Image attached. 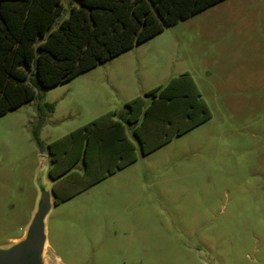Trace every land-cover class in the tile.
Wrapping results in <instances>:
<instances>
[{
    "label": "rangeland",
    "instance_id": "obj_1",
    "mask_svg": "<svg viewBox=\"0 0 264 264\" xmlns=\"http://www.w3.org/2000/svg\"><path fill=\"white\" fill-rule=\"evenodd\" d=\"M63 3L53 28L79 5ZM184 72L211 117L150 154L138 145L135 162L55 203L47 258L264 264V0H222L0 116V245L25 233L52 179L34 135L38 105L55 104L40 129L48 146Z\"/></svg>",
    "mask_w": 264,
    "mask_h": 264
},
{
    "label": "trees",
    "instance_id": "obj_2",
    "mask_svg": "<svg viewBox=\"0 0 264 264\" xmlns=\"http://www.w3.org/2000/svg\"><path fill=\"white\" fill-rule=\"evenodd\" d=\"M78 1L70 16L53 28L65 9L63 0H0V116L33 100L37 88L63 84L222 0ZM145 95L48 146L40 129L55 104L38 105L34 135L52 156L49 172L56 203L135 162L138 145L142 154H150L211 117L189 72ZM58 182L70 185L67 194L59 192Z\"/></svg>",
    "mask_w": 264,
    "mask_h": 264
},
{
    "label": "water",
    "instance_id": "obj_3",
    "mask_svg": "<svg viewBox=\"0 0 264 264\" xmlns=\"http://www.w3.org/2000/svg\"><path fill=\"white\" fill-rule=\"evenodd\" d=\"M48 166L49 161H42ZM50 183H41L36 210L25 229V233L8 244L0 245V264H58L57 260L51 263L47 258L48 217L55 205L54 180Z\"/></svg>",
    "mask_w": 264,
    "mask_h": 264
},
{
    "label": "crops",
    "instance_id": "obj_4",
    "mask_svg": "<svg viewBox=\"0 0 264 264\" xmlns=\"http://www.w3.org/2000/svg\"><path fill=\"white\" fill-rule=\"evenodd\" d=\"M109 110H112V109L108 108L107 111H109ZM46 122H47V121H46ZM49 244H50V243H49ZM57 258L59 259V261H60L62 264H65V262L62 260V257H61V256L57 255Z\"/></svg>",
    "mask_w": 264,
    "mask_h": 264
}]
</instances>
